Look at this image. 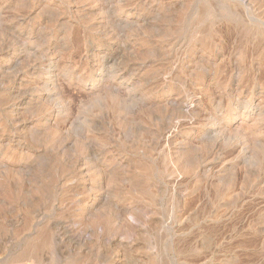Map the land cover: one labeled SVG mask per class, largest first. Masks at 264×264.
<instances>
[{
    "label": "rangeland",
    "instance_id": "obj_1",
    "mask_svg": "<svg viewBox=\"0 0 264 264\" xmlns=\"http://www.w3.org/2000/svg\"><path fill=\"white\" fill-rule=\"evenodd\" d=\"M0 264H264V0H0Z\"/></svg>",
    "mask_w": 264,
    "mask_h": 264
}]
</instances>
